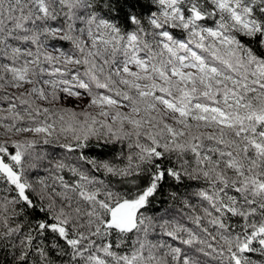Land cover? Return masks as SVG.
<instances>
[{
	"label": "snow or ice",
	"instance_id": "1",
	"mask_svg": "<svg viewBox=\"0 0 264 264\" xmlns=\"http://www.w3.org/2000/svg\"><path fill=\"white\" fill-rule=\"evenodd\" d=\"M0 264H264V0H0Z\"/></svg>",
	"mask_w": 264,
	"mask_h": 264
}]
</instances>
